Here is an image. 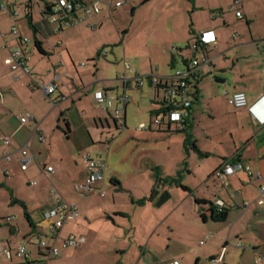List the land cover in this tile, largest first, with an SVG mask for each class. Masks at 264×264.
<instances>
[{"label":"crops","instance_id":"1","mask_svg":"<svg viewBox=\"0 0 264 264\" xmlns=\"http://www.w3.org/2000/svg\"><path fill=\"white\" fill-rule=\"evenodd\" d=\"M112 1L123 2L122 8L126 0ZM149 1L141 0L140 5ZM174 1L172 13L180 15L175 25L184 27L186 38L179 40L175 25H171L168 29L172 32L161 39L156 52L150 53L145 48L149 52L147 56H159L161 63L154 66L150 63L148 70L141 72L143 76L137 71L136 75L127 72L129 85L121 78L124 65H129L123 57L119 74L122 92H118L110 76L99 70L100 61L96 62L109 52L116 62L117 51H104L107 44L101 39L89 42L82 39L87 30L97 33L111 18L121 17L120 8L91 15L62 31L52 26L45 30L44 23L34 21L33 12L29 15L33 4L26 6L23 17L17 12L19 32L30 40L26 31L32 24L44 53L31 54L35 52L33 37L27 45L28 75L21 69L11 71L4 63L8 48L15 44L9 33L13 26L11 12L15 10L11 4L7 6L10 11H0V245L10 250V258L0 254V264H42L38 248L27 242L30 238L43 237L56 220L48 221L43 216L53 209L57 196L75 203L79 210V217L60 229V238L82 236L85 243L80 248L61 250L60 257L51 259L49 264H162L174 259L182 264H264V261L255 263L258 257L264 259V205L256 204L257 187L264 183V0H241L236 6L230 0ZM135 9L132 4L131 15ZM236 11L241 12V18L236 17ZM4 15L10 20L8 30L2 26L8 22ZM22 18L24 26L20 24ZM69 29L72 31L64 37L54 35ZM122 31L120 43L123 44L127 30ZM206 31L213 33L214 42L204 51H195L193 45ZM53 36L56 39H50ZM203 55L209 63L202 61ZM83 60H89L90 65ZM194 60L198 66L193 69L196 76L191 88L193 102L185 132L173 128L169 132L153 128L143 131L144 148L157 152L159 159L148 158L130 167V179L137 178L135 186L128 179L120 180L116 172L110 176L109 186L105 185L107 173L115 168L97 155L95 146L110 147L111 140L103 141L101 131L111 123L97 105L94 93L104 92L114 98V105L122 96L129 98L124 109L125 129L132 104L143 107L149 119L140 123L149 125L151 115L161 106L163 88L156 93L148 77L154 75L169 82L177 71L187 69ZM137 77L141 78V84L132 87L131 83H135L132 80ZM143 79L151 88L149 100L142 93ZM50 81L58 88L48 97L41 87ZM134 90L140 92L139 103H133ZM233 93H244L247 107L234 108L230 103ZM107 113L112 117L111 109ZM80 122L86 125L90 141L84 140L78 147L71 136ZM2 137L10 139L8 146L2 144ZM22 147H27L32 156L25 171L20 168L22 156L18 149ZM83 149L93 150L97 154L90 156L104 160L107 166L103 181L94 184L93 191L84 196L73 190V185L83 184L86 178L81 154L78 162L75 157ZM3 153L10 155L9 161L3 158ZM232 158L233 162L250 166L263 179L254 181L240 170L229 175L226 184L221 183L215 173ZM78 164L83 168L74 173ZM47 166L54 169V174L48 177L42 173ZM40 173L44 182L37 192L44 190L43 204L21 193L18 187V182L33 186L35 180L30 183L29 177ZM51 176L53 181L49 180ZM69 183L71 192L78 198L68 194ZM49 185H54L53 189ZM50 188L57 194L52 191L50 194ZM163 193L167 197L159 202ZM196 200L206 201L205 220ZM218 201L222 203L220 208L228 211L223 222L213 221L208 211ZM7 218L10 222H6ZM205 236L209 237L201 244ZM20 243L27 245L26 260L15 256L14 250Z\"/></svg>","mask_w":264,"mask_h":264},{"label":"built area","instance_id":"2","mask_svg":"<svg viewBox=\"0 0 264 264\" xmlns=\"http://www.w3.org/2000/svg\"><path fill=\"white\" fill-rule=\"evenodd\" d=\"M26 1V0H23ZM236 6L241 3V0H230ZM123 2H113L112 0H44L43 4L39 3V15L41 16V22L56 27L57 30L67 29L79 22L84 21L91 15H98L102 11L111 9H118L122 6ZM1 12H8L10 9L7 6L0 5ZM29 15H32L30 9ZM237 18H241V12L236 11ZM19 14L16 11L11 12L13 26L10 28V35L13 37L15 44L13 47L8 48V54L4 58V63L9 66L11 71L23 70L28 75L30 70V53L28 44L30 40L23 36L17 26L16 21ZM215 38L211 31L201 33L196 43L193 45L195 51H204L205 47L210 43L214 42ZM202 61L209 63V60L205 55L202 57ZM83 64H80V67ZM198 66V61L194 60L185 70H180L170 79V81H162L160 78L150 75V83L152 88L162 87V104L158 111L151 115L149 125L143 123L138 124L137 131H145L150 129L156 130H167L173 128L174 131H183L188 125L189 110L193 102L192 75H195L193 70ZM132 73L136 75V70L132 69L130 65H124V72L121 74V78L125 85H129L130 81L126 77V73ZM135 83H131V86L140 85L141 78L137 77L133 79ZM43 92L46 96L52 95L58 88V85L53 82H47L42 87ZM94 99L97 105L104 111H109L113 108L112 118L115 122V128L122 130L125 129L124 124V109L129 98L122 96L118 98L117 103L114 105L115 100L112 97H107L104 92L98 91L94 93ZM230 103L236 109L247 107V101L244 93H233L230 98ZM43 141L42 137H39ZM2 144L8 146L10 139L8 137H2ZM111 139H109L110 141ZM21 153L20 168L22 171L27 169V166L32 160V156L27 147L18 149ZM4 159L9 161L10 155L3 153ZM233 159V158H232ZM230 159L225 161L224 164L215 173L216 178L223 184H226V178L235 173L236 171H244L254 181H261L262 175L257 172H253L251 167L248 165H241L240 163L233 162ZM81 161L85 167L86 178L83 184L73 185V190L82 196L87 195L93 191V185L102 182L106 171V163L104 160L95 159L90 156L89 153H83L81 155ZM43 175L46 177L54 174L52 167H45L42 169ZM35 185V182L32 183ZM258 196L256 204L258 206L264 205V183L257 187ZM53 194H57L54 190ZM217 207L220 208L222 203L218 201ZM79 217V210L75 203H67L60 196H57L55 205L52 210L45 213L43 218L51 221L52 218H56L55 221L51 222L48 226L47 231L41 238H30L27 242L29 245L36 246L42 255V264H49L51 259H57L60 257L61 250L64 249H76L80 248L85 243V238L82 236L70 235L65 238H60L59 231L64 224L73 221ZM10 218L6 219V222H10ZM17 230V229H16ZM209 236H205L204 240L208 239ZM59 243V244H58ZM6 254L10 258V250L6 246L0 245V254ZM15 256L20 259H27L29 251L27 245L20 243L14 250ZM262 257H258L255 263L263 262ZM162 264H182L179 260H171Z\"/></svg>","mask_w":264,"mask_h":264},{"label":"rangeland","instance_id":"3","mask_svg":"<svg viewBox=\"0 0 264 264\" xmlns=\"http://www.w3.org/2000/svg\"><path fill=\"white\" fill-rule=\"evenodd\" d=\"M27 1V0H26ZM23 0H0V5L4 6H10L12 4L13 9L18 12L21 17H23L25 11H26V5ZM32 4L34 5L32 8L33 12V19L34 21H40L42 20L41 16L39 15V8L38 5L43 4L44 0H31ZM88 1V0H86ZM141 0H126L125 5L120 8V16L121 17H114L111 18L112 21L109 20L108 23H106L105 27H103L100 31H97V33H93V30H87L86 33L84 32V36L82 39H86V41H92L94 39H101L104 42H106L107 45H105L104 51L109 52L111 49L113 51H117V53L114 52L117 59L115 62V59L110 54L107 55V57H101L100 59H96L97 61H100L98 63V68L101 72H105V75H108L113 80V84L117 86L118 92H122L123 86H122V80H120V72L122 71V59L124 57V60L129 63L132 69L136 70L139 74V76H143V73H141L144 69L148 70V67L150 63L154 66L159 63L160 57L156 55H152L151 57L147 54L153 53V51L156 52V47L159 46V43L161 42L162 38L167 37V34H169V29L171 28V25H175L178 23V20L180 21V15L173 14V8H175V1L174 0H150L148 3L144 5H140ZM134 5L136 8L134 13L131 15L130 13V6ZM6 16V15H4ZM3 17V16H2ZM185 16L183 15V18ZM6 21L2 24L4 28L7 30L9 29L10 20H8V16L5 17ZM25 19L22 18L20 21L21 26L25 25ZM184 24V23H183ZM83 25V24H82ZM9 26V27H8ZM87 29V28H86ZM186 29V27H185ZM122 30H127L125 41L120 43V39L122 36ZM72 29L65 30L62 33H55L54 35L64 37L66 34H70ZM174 31L177 32L178 39L183 40L184 38V27L181 25H175ZM172 32V31H170ZM24 34V32H23ZM26 35L30 37V40L33 38L32 29L29 27L28 31H26ZM53 36L50 39H54ZM186 38V36H185ZM56 39V38H55ZM32 41V40H31ZM45 43V42H44ZM125 48V53L123 54L122 49L123 46ZM148 47V51L145 49ZM169 53V51H168ZM31 54L37 56L39 55L37 51H31ZM142 54H145L144 57H142ZM145 56H147L145 58ZM113 59V60H112ZM81 60V59H77ZM83 63L86 65L90 62L89 60H83ZM116 64L120 65L119 68L115 66ZM90 65V64H88ZM105 65L106 67H103ZM131 73H129L130 75ZM118 79V80H115ZM144 87L142 89V93H146V97L148 100L151 98V88L149 87L148 81L146 79H143ZM134 94L131 95V97L134 98L133 103H139V96L140 92L137 90L133 91ZM141 93V94H142ZM160 98H162V92L160 95ZM133 105V107H131ZM129 108V111L127 112V125L126 129H116L112 123V117L111 114H108L106 111H103L105 116L109 119L111 126L109 129L105 128L102 130V138L104 141V138L108 141H110V147H104V144L96 145V149L99 152L94 153L92 151H86V150H78V153H75L76 160L78 162L79 155L87 152L91 154L93 157L96 154L98 156L103 157V159L107 160L108 166H114V170L111 168V172L109 171L105 177V185L110 184L109 179L111 178L115 172L118 173L119 179L126 181L128 179V182H130L131 186H135V181L137 178L132 177V170L130 167H136L138 164H142L147 160H158L159 155L158 153L153 151L151 148H146V146L143 145L142 141V135H145V132L137 131L138 124L140 122H146L149 117L148 114L146 115L143 111V107H139L138 105L132 104ZM94 107V106H93ZM113 111V108L111 109ZM113 116V115H112ZM65 128V126H64ZM74 131L71 136L74 143L79 147L80 143H82L84 140L89 142L90 137L86 131V125L82 122L76 124L74 126ZM62 131V129H59ZM101 138V136H100ZM103 143V142H102ZM108 145V144H107ZM93 146V145H91ZM145 147V148H144ZM108 149V150H107ZM91 150V149H90ZM145 152H144V151ZM147 151V153H146ZM93 152V153H92ZM97 156V158H98ZM156 156V157H155ZM107 157V158H106ZM149 158V159H148ZM160 160H163V157H160ZM81 161V160H80ZM82 164L77 166V168L74 171L76 173L78 170H82ZM43 175L35 174L34 176L29 177V182L32 183L33 180H35V184L37 186H27L26 184H23L22 182H18L19 191L21 193H24L28 195V197L31 195L32 198L39 199V202L43 204L44 202V190H38L41 188V182H44L43 179H41ZM53 176L49 178L50 181H53ZM47 180V179H46ZM134 183V184H133ZM129 184V183H127ZM71 183L68 184V194H70V197L72 198H78V196L75 193H72L70 190ZM107 186V187H108ZM48 187H54L48 186ZM50 188V189H51ZM53 189V188H52ZM50 190V194L51 191ZM37 193V194H36ZM41 193V194H40ZM40 194V195H38ZM68 199V198H67ZM81 199V198H80ZM16 218V217H15ZM21 221L26 224V221L22 216H20ZM33 249H35L33 247Z\"/></svg>","mask_w":264,"mask_h":264},{"label":"trees","instance_id":"4","mask_svg":"<svg viewBox=\"0 0 264 264\" xmlns=\"http://www.w3.org/2000/svg\"><path fill=\"white\" fill-rule=\"evenodd\" d=\"M32 1L31 0H29V2H28V5H26L28 8H29V6L30 7H32V3H31ZM2 5V4H1ZM39 5V4H38ZM45 27V28H44ZM44 27H43V29H45V30H49V27H51L50 25H48V24H46V22H44ZM30 28L32 29V33H33V37H34V48H35V50L37 51V53L38 54H40V55H44V53H43V51H42V48H41V43L36 39V34H37V30H36V28L32 25V24H30ZM41 28V27H40ZM62 31V30H61ZM195 78H196V76L193 74L192 75V79H193V81H195ZM149 79V78H148ZM149 83H150V79H149ZM190 85H194V82H191L190 83ZM150 86H151V83H150ZM152 87V86H151ZM160 88H162V87H157V88H153L154 89V91H156V93H157V91L160 89ZM162 104V103H161ZM191 109V108H190ZM190 111V110H189ZM64 126H65V128H66V131L68 130V124L65 122V124H64ZM170 130L169 129H167V131L166 132H169ZM183 132H185V131H183ZM232 160H234V158L232 159ZM183 191H186V192H189L187 189H183ZM167 197V194L166 193H163L161 196H160V198H159V202H162L165 198ZM16 201H14L13 203H15ZM195 203H196V205L199 207V212H200V215H201V218H202V220H205V218H206V216H205V213H203V208H204V206H206V201H204V200H196L195 201ZM20 206L22 207V209L25 211V207H24V205L22 204V203H20ZM208 211L210 212V215H211V219L213 220V221H216V222H223V221H225L226 219H227V216H228V211L227 210H225V209H223V208H218L217 206H210L209 208H208ZM24 217H25V219L29 222V216H28V214L26 213V212H24ZM40 256L42 257V255L40 254Z\"/></svg>","mask_w":264,"mask_h":264},{"label":"water","instance_id":"5","mask_svg":"<svg viewBox=\"0 0 264 264\" xmlns=\"http://www.w3.org/2000/svg\"><path fill=\"white\" fill-rule=\"evenodd\" d=\"M106 112H107V111H106ZM112 123H113V124H114V126H115V122H114V120H113V119H112ZM110 126H111V125H108V124H107V127H106V128H107V129H109V128H110Z\"/></svg>","mask_w":264,"mask_h":264}]
</instances>
